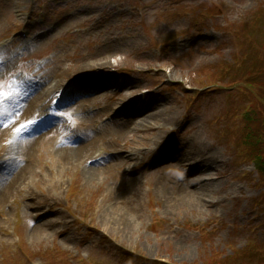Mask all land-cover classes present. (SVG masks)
Here are the masks:
<instances>
[{"label":"rangeland","instance_id":"1","mask_svg":"<svg viewBox=\"0 0 264 264\" xmlns=\"http://www.w3.org/2000/svg\"><path fill=\"white\" fill-rule=\"evenodd\" d=\"M263 3L140 0L134 7L127 0H0V39L25 20H30L38 35L51 28L36 50L41 54L48 49L49 57L54 56L48 67L58 76L62 73L68 79L84 69L94 74L100 68L113 73L126 67L146 73L149 80L134 77L133 88L122 94L136 97L148 83L159 85L137 101L142 116L133 113L126 118L125 112L123 116L117 111L129 99L122 95L103 98L95 105L105 118V110L118 102L107 119L86 117V132L97 139L87 166L74 167L72 162L60 166L54 162L55 153L48 158L51 178L61 187L48 185L42 172L26 183L10 177L12 191L0 190L4 255L15 252L11 247L19 238L18 244L27 242L33 248L58 246L72 254L73 264H235L238 254H229L231 249L242 246L252 228H256L255 237L264 233V210L255 203L264 178L256 174L254 164L239 158V150L245 155L242 146L234 150L232 139L223 133L225 123L234 131L236 116L230 119L228 114L240 104L235 102L237 93L231 94L233 87L210 76L235 56L230 41L233 27ZM186 9L193 13L185 14ZM202 9H208L209 16L196 23L194 30L191 25L202 17ZM103 32L114 35L105 40ZM262 37L258 36L259 43ZM155 42L168 44L159 47ZM58 56L63 58L61 63L56 61ZM203 83L213 84L201 88ZM194 92L192 100L188 94ZM132 121L137 122L130 125ZM5 138L9 134L0 136L2 149L8 147ZM208 148L215 149V160L202 158ZM160 155L164 158L159 159ZM196 156L202 158L199 163H188ZM182 162L188 163L184 169L179 167ZM83 166L96 168V176L87 177ZM185 171L194 182L179 183ZM71 183L76 190L70 196L66 192ZM34 186L43 194V204L48 198L58 199L55 219L48 210L35 212L31 203L16 197L28 196ZM66 201L79 217L83 215L81 223L59 205ZM111 205L121 213L111 212V216L126 211L124 220L109 223L105 214ZM41 261L38 255L31 264ZM7 264L23 263L15 254Z\"/></svg>","mask_w":264,"mask_h":264},{"label":"trees","instance_id":"2","mask_svg":"<svg viewBox=\"0 0 264 264\" xmlns=\"http://www.w3.org/2000/svg\"><path fill=\"white\" fill-rule=\"evenodd\" d=\"M255 81L257 83L258 90H260L259 93L261 98L258 101L253 118H250L249 113L244 114V118L247 123L246 128L248 129V131H244V133L247 134L246 139L248 143L253 146V148L260 147L262 140L264 141V81ZM262 165H264V163L258 162V166ZM239 259H242V263L240 264H251L253 261L252 258L246 255V252L239 254V258H236V262ZM258 259L260 261H264V257L260 254L258 255Z\"/></svg>","mask_w":264,"mask_h":264},{"label":"bare ground","instance_id":"3","mask_svg":"<svg viewBox=\"0 0 264 264\" xmlns=\"http://www.w3.org/2000/svg\"><path fill=\"white\" fill-rule=\"evenodd\" d=\"M165 109V108H164ZM163 109V110H164ZM162 116H163V113L161 114ZM194 147L196 148H198L199 149V145H197V144H194ZM202 150V149H201ZM204 153H205V155H203L202 156V158L204 159V160H215V154H216V151H215V149H211V148H208V149H205L204 150ZM196 157H198V156H196ZM195 157V158H196ZM71 159H73V160H77L78 159V155L77 154H75V155H72L71 157H70ZM202 158L199 160V161H201L202 160ZM199 161H195V160H193L192 162H190L191 164H197V163H199ZM97 172H95V171H92L91 169H87V170H85L84 171V174L88 177L89 175L90 176H92L93 174H96ZM190 182H194V179L193 180H190ZM179 183H185V184H190L189 183V181H188V179H184V180H181V182H179ZM111 212L112 213H114V214H121V213H119V208L116 206V205H111V206H109V210L107 211V214H105V218H107L108 219V221H109V223H112V221H116V220H118V221H120V220H124L125 219V217H126V211L124 210V211H122V214L123 215H116V216H111Z\"/></svg>","mask_w":264,"mask_h":264},{"label":"snow or ice","instance_id":"4","mask_svg":"<svg viewBox=\"0 0 264 264\" xmlns=\"http://www.w3.org/2000/svg\"><path fill=\"white\" fill-rule=\"evenodd\" d=\"M37 121H29V124H35ZM28 125H22V127H27Z\"/></svg>","mask_w":264,"mask_h":264}]
</instances>
